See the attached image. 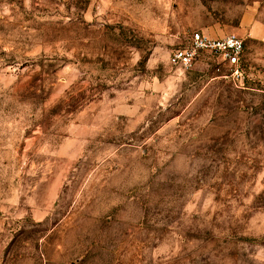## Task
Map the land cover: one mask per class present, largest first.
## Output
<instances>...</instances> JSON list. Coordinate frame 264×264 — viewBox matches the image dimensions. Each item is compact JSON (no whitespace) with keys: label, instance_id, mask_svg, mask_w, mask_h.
Wrapping results in <instances>:
<instances>
[{"label":"rangeland","instance_id":"1","mask_svg":"<svg viewBox=\"0 0 264 264\" xmlns=\"http://www.w3.org/2000/svg\"><path fill=\"white\" fill-rule=\"evenodd\" d=\"M0 264H264V0H0Z\"/></svg>","mask_w":264,"mask_h":264},{"label":"built area","instance_id":"2","mask_svg":"<svg viewBox=\"0 0 264 264\" xmlns=\"http://www.w3.org/2000/svg\"><path fill=\"white\" fill-rule=\"evenodd\" d=\"M244 53V41L233 34L214 38L201 32L190 35L188 42L175 49L169 57V65L182 70H190L197 61L208 59L216 64V71L226 67L225 78L236 83L241 78L240 62Z\"/></svg>","mask_w":264,"mask_h":264}]
</instances>
